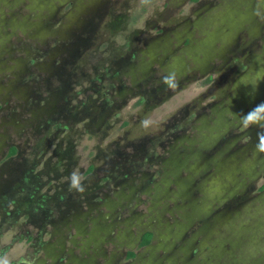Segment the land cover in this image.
<instances>
[{"label": "rangeland", "instance_id": "obj_1", "mask_svg": "<svg viewBox=\"0 0 264 264\" xmlns=\"http://www.w3.org/2000/svg\"><path fill=\"white\" fill-rule=\"evenodd\" d=\"M262 102L264 0H0V256L264 264Z\"/></svg>", "mask_w": 264, "mask_h": 264}, {"label": "clouds", "instance_id": "obj_2", "mask_svg": "<svg viewBox=\"0 0 264 264\" xmlns=\"http://www.w3.org/2000/svg\"><path fill=\"white\" fill-rule=\"evenodd\" d=\"M162 83L168 88L174 89L178 87L179 79L175 71L169 72L162 77ZM240 124L244 129L251 128L253 126L261 129L257 132V143L254 146V150L257 153H264V102L260 103L252 110H250L246 115L239 116ZM70 189H73L79 193L85 191L83 184L84 177L79 173V171L74 170L70 175ZM0 264H11V260L7 255L0 256ZM23 264H29L28 261H24Z\"/></svg>", "mask_w": 264, "mask_h": 264}, {"label": "flooded vegetation", "instance_id": "obj_3", "mask_svg": "<svg viewBox=\"0 0 264 264\" xmlns=\"http://www.w3.org/2000/svg\"><path fill=\"white\" fill-rule=\"evenodd\" d=\"M193 2H196V1H199V0H192ZM212 80H213V77L212 76H208V77H206V79L204 80V82L207 84V83H210V82H212ZM144 102V98L143 97H141L139 100H138V104H142ZM126 124V123H125ZM11 148H13V147H11ZM11 148H10V151H11ZM15 149H16V147H14ZM10 151H9V153L7 154V157H10V156H13V155H15L16 153H17V149H16V152L14 153V154H12V155H10ZM148 232H150V231H147V232H145L144 233V235H143V237H142V240H141V246H143V245H148L151 241H152V237H153V234H152V237H151V240L148 242V243H143V241H144V237H145V234L146 233H148ZM152 233V232H151ZM130 252H132V251H130ZM130 252H129V256L130 257H132L133 255H135V253L131 256L130 255Z\"/></svg>", "mask_w": 264, "mask_h": 264}, {"label": "trees", "instance_id": "obj_4", "mask_svg": "<svg viewBox=\"0 0 264 264\" xmlns=\"http://www.w3.org/2000/svg\"><path fill=\"white\" fill-rule=\"evenodd\" d=\"M16 152V149L13 147L11 148V151H10V155L14 154ZM92 169V167H90V169L88 170V172H90ZM151 237H152V233L151 232H148L145 234V237H144V241L143 243H148L150 240H151ZM134 253L133 252H130V255L132 256Z\"/></svg>", "mask_w": 264, "mask_h": 264}]
</instances>
